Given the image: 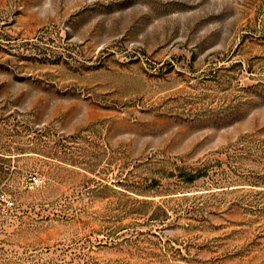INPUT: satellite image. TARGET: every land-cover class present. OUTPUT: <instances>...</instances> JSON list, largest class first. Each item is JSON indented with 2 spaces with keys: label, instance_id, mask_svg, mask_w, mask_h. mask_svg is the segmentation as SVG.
Masks as SVG:
<instances>
[{
  "label": "rangeland",
  "instance_id": "rangeland-1",
  "mask_svg": "<svg viewBox=\"0 0 264 264\" xmlns=\"http://www.w3.org/2000/svg\"><path fill=\"white\" fill-rule=\"evenodd\" d=\"M0 194V264H264V0H0Z\"/></svg>",
  "mask_w": 264,
  "mask_h": 264
},
{
  "label": "built area",
  "instance_id": "built-area-1",
  "mask_svg": "<svg viewBox=\"0 0 264 264\" xmlns=\"http://www.w3.org/2000/svg\"><path fill=\"white\" fill-rule=\"evenodd\" d=\"M39 182V179L37 177H32V183L35 184V183H38ZM7 202L4 198L3 195L0 194V215L1 213L4 212L5 208L7 207Z\"/></svg>",
  "mask_w": 264,
  "mask_h": 264
}]
</instances>
